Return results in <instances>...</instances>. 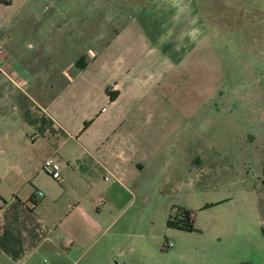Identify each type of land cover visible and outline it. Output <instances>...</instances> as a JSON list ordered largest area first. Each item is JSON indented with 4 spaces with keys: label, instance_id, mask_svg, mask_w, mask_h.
<instances>
[{
    "label": "crops",
    "instance_id": "1",
    "mask_svg": "<svg viewBox=\"0 0 264 264\" xmlns=\"http://www.w3.org/2000/svg\"><path fill=\"white\" fill-rule=\"evenodd\" d=\"M25 1L0 0V264L42 255L81 264L112 213L140 199L169 206L166 195L192 188L217 154L215 141L195 138L224 84L211 36L218 26L193 0H113L101 11L113 24L86 27L96 33L81 48L87 55L47 70L9 55L13 35L24 33L8 25L10 7ZM49 27L75 49L71 34L82 28ZM49 157L58 181L41 169ZM118 236L85 264H133L134 245Z\"/></svg>",
    "mask_w": 264,
    "mask_h": 264
},
{
    "label": "rangeland",
    "instance_id": "2",
    "mask_svg": "<svg viewBox=\"0 0 264 264\" xmlns=\"http://www.w3.org/2000/svg\"><path fill=\"white\" fill-rule=\"evenodd\" d=\"M193 1L205 17L202 20L210 16L218 26L211 36L224 84L211 100L216 114H203L207 120L195 138L215 141L217 154L193 178L192 188L166 195L169 206L161 200L143 206L140 199L133 208L112 213L108 225L116 219L100 244L119 234L121 243L134 245L133 264H264V0ZM113 5V0L14 3L8 25L24 33L13 35L16 41L9 55L17 61L20 57L39 61L47 70L55 59L62 66L78 60L87 55L86 48L81 53L84 41L96 35L86 27L93 31L101 21L112 25L113 18L101 11L113 10ZM49 26L82 28L87 33L71 34L75 47L71 51L66 49V35L50 34ZM39 28L42 34L29 33ZM53 69L61 72V67ZM181 211L190 214V232L167 227L168 216L178 223ZM51 262L42 255L32 264Z\"/></svg>",
    "mask_w": 264,
    "mask_h": 264
},
{
    "label": "built area",
    "instance_id": "3",
    "mask_svg": "<svg viewBox=\"0 0 264 264\" xmlns=\"http://www.w3.org/2000/svg\"><path fill=\"white\" fill-rule=\"evenodd\" d=\"M41 169L45 175L50 177L51 179L58 181L60 179V167L57 161H55L52 157L47 158L42 163ZM97 206H101L103 204L102 199H97Z\"/></svg>",
    "mask_w": 264,
    "mask_h": 264
},
{
    "label": "trees",
    "instance_id": "4",
    "mask_svg": "<svg viewBox=\"0 0 264 264\" xmlns=\"http://www.w3.org/2000/svg\"><path fill=\"white\" fill-rule=\"evenodd\" d=\"M179 215L181 217V220H179L178 223L174 222V220L170 216H168V220L166 222L167 227L190 232L192 230V225L190 223V214L187 211H181L179 212Z\"/></svg>",
    "mask_w": 264,
    "mask_h": 264
},
{
    "label": "clouds",
    "instance_id": "5",
    "mask_svg": "<svg viewBox=\"0 0 264 264\" xmlns=\"http://www.w3.org/2000/svg\"><path fill=\"white\" fill-rule=\"evenodd\" d=\"M200 32L199 29H193L192 32L190 33V35L195 38V36Z\"/></svg>",
    "mask_w": 264,
    "mask_h": 264
},
{
    "label": "water",
    "instance_id": "6",
    "mask_svg": "<svg viewBox=\"0 0 264 264\" xmlns=\"http://www.w3.org/2000/svg\"><path fill=\"white\" fill-rule=\"evenodd\" d=\"M115 264H118V263H115ZM241 264H250V263H241Z\"/></svg>",
    "mask_w": 264,
    "mask_h": 264
}]
</instances>
